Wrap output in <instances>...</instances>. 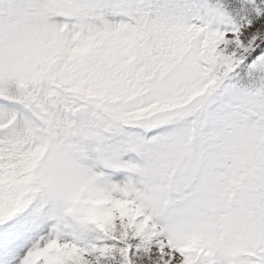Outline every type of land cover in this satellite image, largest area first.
<instances>
[{
	"label": "snow or ice",
	"instance_id": "6c2138e0",
	"mask_svg": "<svg viewBox=\"0 0 264 264\" xmlns=\"http://www.w3.org/2000/svg\"><path fill=\"white\" fill-rule=\"evenodd\" d=\"M0 264H264V0H0Z\"/></svg>",
	"mask_w": 264,
	"mask_h": 264
}]
</instances>
